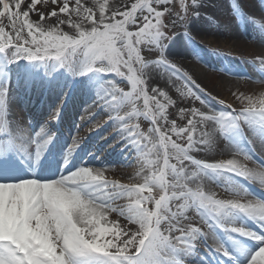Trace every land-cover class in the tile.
<instances>
[{"label":"snow or ice","instance_id":"snow-or-ice-1","mask_svg":"<svg viewBox=\"0 0 264 264\" xmlns=\"http://www.w3.org/2000/svg\"><path fill=\"white\" fill-rule=\"evenodd\" d=\"M38 3L40 0L27 4L25 0H0V54L12 62L23 59L55 63L74 76L114 73L125 80L129 90L108 80L104 96L115 108L130 109L116 119L126 129L125 138L138 150L137 176L142 183L109 181L101 169L89 167L49 180L32 177L0 182V264H185L184 258L195 249L196 238L204 234L200 228L183 226V221L189 219L187 211L193 209L208 227L202 211L224 231L255 241L258 247L247 264H264V201L235 186L225 187L233 198H217L216 193L206 191L204 183L206 170H221L264 188V165L250 168L235 158L209 163L191 155L212 144L213 134L207 131L209 122L218 126L220 135L238 123L250 129L264 126V98L254 101L252 97H241L246 102L239 112H217L210 107L199 94V85L166 55L167 45L175 37L168 34L164 22L170 9L160 11L158 6H167L173 0H133L123 10L110 9L107 0H95L89 7L75 0V7L70 10L68 0H64L59 12L67 14L68 19H59L56 11L51 15L58 17L59 24L67 23L71 33L59 27H45L42 13L33 21L31 14ZM193 5L199 7L197 0H193ZM180 6L187 13L185 0H180ZM73 15L78 19L73 20ZM187 19V15L179 17L185 24ZM176 23L173 21L172 26ZM183 34L190 36L187 30ZM145 49H154L159 59H146L142 54ZM260 63L264 66V60ZM159 68L182 80L187 91L177 90L200 101L207 113L189 109L192 118L184 127L178 128L175 120L169 121L167 109L174 101L159 87L151 88L149 94L151 72ZM7 95V88L0 90V104L6 105ZM59 112L60 106L54 119ZM185 115V110L180 109L182 119ZM140 116L150 119L152 127L147 132L141 130L139 123H130ZM52 138L36 144L37 160ZM23 140L24 130L9 124L0 136V156L7 157ZM78 145L79 140H74L69 156ZM239 154L237 150L233 156ZM244 156L252 159L246 152ZM125 199L127 204L121 205L119 201ZM108 212H118L137 225V230L105 239L110 230L101 222L107 220ZM237 213L251 219L261 230H247L231 223ZM121 235L127 239L121 240ZM216 250L228 255L222 245L217 244Z\"/></svg>","mask_w":264,"mask_h":264},{"label":"bare ground","instance_id":"bare-ground-1","mask_svg":"<svg viewBox=\"0 0 264 264\" xmlns=\"http://www.w3.org/2000/svg\"><path fill=\"white\" fill-rule=\"evenodd\" d=\"M81 1L88 2L91 5L95 3V0ZM128 1L130 0H107L110 9L123 7ZM197 3L199 7L194 6L195 11L183 26L184 29L181 30L179 26L174 27L175 38L168 44L166 55L168 60L176 64L182 72H187L195 84H206L204 91L199 92V94L207 101L212 109L217 112H227V108L224 107L227 105L231 106L235 112H239L246 102L242 101L241 97H252L254 101L264 98V66L260 63L261 60H264V0H254L252 2H245L244 0H197ZM242 4L244 7L240 8ZM206 6L208 8H205ZM237 7L242 10V18L240 20L232 23L217 22L218 17H224L230 14V11ZM186 30L190 36L183 34ZM217 60H220L219 65L216 63ZM26 62L30 61L22 59L14 62L13 70L6 72V70L2 69V60L0 58V90L4 89L3 85L8 80V75L11 72L13 74L10 81L11 85L7 88L8 95L6 103L8 105L6 107L5 104H0V127L5 122L6 128L10 124L16 130H24V140L20 142L19 147H15L9 154L11 155V160L16 159L24 164H31L35 159L33 157V151L36 152V144H44V141L49 137L48 133H52L57 128V126H53L51 123L49 124V120H46L50 115L49 112L44 109L38 113L35 111L30 113L28 112L30 110V104H20L19 97L31 91V99L37 101L43 97L42 102L53 105L54 103L61 102V93L66 92V95L68 94L70 96L67 101L69 106L86 105L87 107L83 111L91 115L80 130L93 123L100 124L99 119H102V116H109L101 123L102 126L98 125V128H100L99 131L90 138H86L80 130H78L77 134H70V143L67 151H63L64 160L68 161L66 165H69L67 172L72 171L73 168L79 170L80 167H89L101 169L104 177L109 181H118L125 185L142 183V179L137 176L140 169L137 171L129 169L128 161L123 163L119 157H112L111 151L108 154L103 153L109 140L104 142L100 148H93L94 139L97 136L102 137L103 133L110 126L115 131L113 136L115 135L119 139V143L114 144L116 146L114 151L121 149L122 154L128 153L130 150L132 153L138 151L125 138L126 129L123 128L122 122L116 119L117 115L114 113L117 108L113 106L111 100L107 101L108 98L104 96V85L110 79L105 75L94 73L74 76L67 69L53 67L49 63L37 66L36 70H34L35 72L32 73L31 66L24 68ZM213 67L220 70L218 75H209L208 70ZM182 84V80H176L171 76V73L163 68L154 69L151 72V78L148 81L150 92L151 88L159 87L174 101V104L170 105L167 109L168 120L180 115V109L185 110L186 115L189 116L188 119L192 118L191 114L188 113L189 107L186 96L181 95V91H183L181 88ZM27 88L28 90L24 91ZM178 88L181 91H178ZM80 93H84L85 95L82 97L79 95ZM161 100L163 101V98ZM94 101L95 103L103 105L100 110L95 108L91 111L90 105ZM221 101L223 103H220ZM16 103H19L22 109L16 108L18 105ZM109 103L113 107L112 110H109ZM192 108H198L206 113L208 111L200 101L198 105ZM129 111H125L120 115H125ZM70 112V115L60 114V124L63 125L62 132L64 133H74V130L70 127V123L75 115L72 114V111ZM5 116L7 120H5ZM188 119H186L185 126L187 125ZM40 122L42 123L41 127ZM105 123L107 124L104 125ZM217 127L213 122L208 123L207 131L213 134V142L207 148L201 147L200 151H193L191 153L192 156L209 163L217 162L221 159L235 158L241 164H245L250 168H258L253 161L242 157L245 150L240 151V148L246 145L247 149L256 152V154H253L254 159L263 162L264 165V130L258 128L261 126H253L250 129L248 125L242 124L240 127V137L231 130H227L223 135H220L216 131ZM42 129L45 131L41 135ZM245 129H249L253 134L249 137ZM5 130L0 131V136L5 134ZM255 131H260V133H255ZM61 135L65 137L63 133L61 134V131L58 132V137ZM66 140L67 138H64V142ZM74 140H79V145L73 151L72 155L69 156L68 151L73 145ZM60 141L61 138L53 141L52 147L55 146V149H57L56 147L64 143ZM50 142L47 144L48 149L50 148ZM88 150L90 151L88 152ZM237 150L240 154L233 156V153ZM132 153L128 156L129 159L133 157ZM83 155L86 156L85 159L87 158L86 165L78 163L80 156ZM3 158L6 157L0 156V160ZM133 160L134 158H131V161ZM215 173L216 170L205 171L204 183L206 185V191L216 193L217 198H233L229 191H226L225 188L223 190V186L219 183ZM58 177L59 175L49 176V178ZM248 183L251 184V182ZM248 183L246 181L244 182L245 185L249 186ZM218 187L223 192L220 193L217 191L216 188ZM252 189L250 186L247 191ZM258 193L260 195L258 198L262 200L264 198V191L260 188V192ZM119 203L126 205L127 200H121ZM108 215L111 214L106 213V216ZM202 216L209 218L206 217V214ZM234 219L239 222L237 226H253V221L243 214H235ZM111 220L116 221L115 218ZM192 224L189 226L192 227ZM215 224L216 221L212 220L209 226L213 228ZM126 225H129L128 229L130 233L136 231L138 227L131 222ZM101 226L109 229L113 225L108 224L106 220L101 222ZM183 226L186 228L189 227L184 223ZM201 227L203 230H206L205 239L209 244L225 241L226 245L230 246V253L236 258V264H247L252 252L245 250L246 248L242 247L240 242L232 241V239L228 240L230 237L227 233H222L216 229L208 230L207 225H200ZM233 235L247 239V237H243L237 233H233ZM214 252L224 259L223 262H233V255H225L219 251ZM184 259L185 262H192L193 260L200 262L197 254L187 255Z\"/></svg>","mask_w":264,"mask_h":264},{"label":"rangeland","instance_id":"rangeland-1","mask_svg":"<svg viewBox=\"0 0 264 264\" xmlns=\"http://www.w3.org/2000/svg\"><path fill=\"white\" fill-rule=\"evenodd\" d=\"M244 1L245 2H248V1L249 2H252L254 0H244ZM30 2H31V0H25V3L26 4L27 3H30ZM63 2H64V0H55V3H53V0H40V3L37 4L36 10L31 14V19L33 21L38 20L39 19V15L38 14H41L42 13L45 16V19L43 20V24H44L45 27H59L63 31H66V32L71 33L72 29L68 26L67 23L59 24V19H64V20H67L68 19L67 14L60 13L59 12V9L62 6ZM128 2L126 3V5H130V3L133 2V0H130ZM68 3H69V9L70 10L75 7V0H68ZM185 3L188 5V11H187V13H185L184 12V9L181 8V6H180V0H173V3L172 4H169L167 6H165V5L158 6V10H160V11H164L165 7H167V8L170 9V12H166L165 13V17H164V22L168 25L167 32H168V34L170 36H174V32H175V29L172 26V22L173 21H177L176 26H179L180 29L183 30L184 29L183 26L185 25V23L181 22L179 20V17L180 16H183V15H187L188 19H190L192 17V15H193L194 11H195V7L193 5V0H185ZM81 4L83 6H85V7L91 6V4H88V2H82L81 1ZM124 6L123 7H119V8L121 10H123L124 9ZM242 7H244L243 4H242V6L240 8H242ZM205 8H208V7L206 6ZM240 8L237 7L236 9H232V11H230V14H227L224 17H220V18L218 17L217 22L218 23H232V22H236V21L240 20L242 18L241 17L242 10ZM53 11H56L58 13L59 19H58V17L51 15V13ZM72 19L73 20H76L78 18H76L73 15L72 16ZM131 30H135V29L133 28ZM168 44H170V43H168ZM142 54L148 60L159 59V55L155 52L154 49L153 50L145 49ZM0 58L2 60V69L5 70V68H6L5 67L6 66V62L8 60H10V59L7 56L3 55V54H0ZM43 64H46V63L30 61V62H26L24 64V68L31 66L32 69L34 70V69H36L37 66L43 65ZM49 64L52 65L53 67L60 68L55 63H49ZM253 71H255V69H253ZM208 73H209V75H214V74L218 75L220 73V70L217 69L216 67H213V68H210L208 70ZM105 76L108 79L113 80L119 87L124 88L125 91H127V90L130 89V85H128L125 80H123L122 78L116 76L114 73L105 74ZM182 85H181L182 90L183 91H187V89H184L182 87ZM196 85H199V89H202V91H204V88L206 86V84L201 85V84H197V83H196ZM4 87H5V85H4ZM189 88H191L192 91H197V89H195L191 85H189ZM26 90H28V88L25 89L24 91H26ZM29 93L32 94L31 91ZM149 94H151L150 90H149ZM61 95H62V100L61 101H63V103H62V105H61V102L55 103V108H54V111L51 113L52 115H51V118H50V120L52 121V124H53V119H54L53 116H54V113L56 112L57 107L60 106V109H62V111H64V109L67 106V103L64 104V101H65V98L64 97L66 96V92L61 93ZM81 95H82V93L80 94V96ZM101 96H103V95L101 94ZM185 96H186V101H187L188 107H189L188 109H192V107H194L195 105H198L199 104V101L196 100V99H194V97H192L191 95H185ZM25 99L26 100L29 99V95L28 96L23 95L22 101H24ZM109 100L110 99L108 98L107 101H109ZM102 106L103 105H100L98 103H95V101H94L90 105V109H91V111H93L95 108L98 109V110H100V108ZM108 106H109V110H112L113 109V107H112V105L110 103L108 104ZM140 106L142 108V101L140 102ZM32 107H35L33 100H31V108ZM86 107L87 106L86 105H83V104H81V106H79V107H76L77 108V111L76 110L75 111L77 113H76L74 122L71 123V127H72V129L74 130L75 133L78 131L79 128L82 127L83 123L91 117V115L89 113H86L85 111H83V109H85ZM226 108H227V112L234 110L231 106H230V108L229 107H226ZM128 110H130L128 107H122L120 109H116L114 113H116V115H118V114L120 115V114H123L125 111H128ZM101 115H103V114H101ZM108 117H109L108 115L102 116V119H99V122L102 123ZM188 118H189L188 115H185V117L183 119L181 118L180 115H178L176 118H171L169 121L175 120V122L177 124V127L179 128V127H184L185 126L186 119H188ZM131 121L134 122V123H135V121H137V123L140 124L141 130L142 131H145V132H147L148 128L152 127V124L150 122V119H145L143 116H140L138 118H133ZM101 123L100 124H94L93 123L92 125L86 126L83 133L86 135V137L92 136L94 133L97 132L98 125H101ZM242 124L243 123H238L236 127L230 128L228 130H231L233 133H235L237 136L240 137L241 136L240 127H241ZM258 128L264 130V126H261V127H258ZM245 131H246V133H247V135L249 137L251 136V134H253L249 129H245ZM256 132L260 133V131H255V133ZM114 133H115V131H113V128L109 126V129H107L103 133L102 137L96 138V141L94 142L95 148H99V146L102 145L104 143V141H106V139L110 138L109 135L113 136L112 134H114ZM262 138H263V136H262ZM173 139H176V137L173 136ZM117 140H118V138L115 135L113 137H111V140H109L107 142V144L105 146L106 148H104L103 153H105V154L107 153L108 154L111 151L112 157L119 156L121 158V161L122 162L128 161V163H129V169H131V170L140 169V163L138 161V158H136L133 161H131V158H133V157H131L130 159H127V154H125V153L122 154L120 150H117V151H114L113 150L114 149L113 146H114V144H115V142ZM180 142L181 143H184V141H180ZM245 147H247V146L246 145H243L240 148V151H244ZM254 150H256V149H254ZM250 151L251 152H254V151L249 150V149H246L245 152L247 154H249V156H252L250 154ZM242 157H245L244 154L242 155ZM247 160L253 161L255 164H257L253 159H247ZM186 164H187V162H186ZM215 175L217 176L219 183L223 186L222 187L223 190H224L225 187H232V186L242 187V188H245L246 190H248L250 188V186H247V185L244 184L245 180H239L238 178L230 177L224 171L216 170ZM254 187H258V186L257 185H254L253 186V189L255 190V192L252 191V190H249L248 192L251 193L252 196L256 197L255 195H256L257 192H256V189ZM216 189L220 193L223 192V191H220L219 190V187L216 188ZM145 194H147V193H145ZM153 194L158 196V193H153ZM150 207H152V206H150ZM108 213L111 214L112 216L111 215L106 216L107 217V222H108V224L113 225V226H111L109 228L110 231L106 235L105 239H111L112 235H114L116 233H123V232L130 233V231L128 229L129 228L128 227L129 225L128 226L126 225L129 222H128V220L125 217L120 216L118 212H108ZM186 215L189 217V219L183 221V223L185 225H187V224L190 225L191 223H193V225L195 227H197L198 225H200V224L203 223L200 220V217L196 213V210L195 209L188 210L187 213H186ZM114 218H115L116 221H112L111 220V219H114ZM206 220L208 222L210 219H206ZM234 221H235V219L232 217L231 218V223H233ZM217 227H218V229H222L223 230V228L221 226H219L218 223H217ZM248 230H252V228H248ZM225 232L228 233L232 237V232H230V231H225ZM200 237L201 236L199 235L198 238H196L195 244H194V246H199L200 249H201V252H199L198 254L204 253V250L207 253L210 252V249H209L210 246L206 242H202L201 239H203V238H200ZM123 239H127V237L121 235V240H123ZM233 239H236V238H233ZM245 242L246 241H244L243 243L245 244ZM245 247H247V246L245 245Z\"/></svg>","mask_w":264,"mask_h":264}]
</instances>
